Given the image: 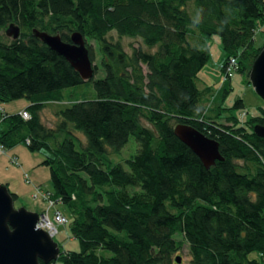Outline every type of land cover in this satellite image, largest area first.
I'll return each instance as SVG.
<instances>
[{"label": "trees", "instance_id": "trees-1", "mask_svg": "<svg viewBox=\"0 0 264 264\" xmlns=\"http://www.w3.org/2000/svg\"><path fill=\"white\" fill-rule=\"evenodd\" d=\"M11 24L17 40L5 34ZM263 29L264 0H0V101L29 102L17 114L0 110V147L47 152L50 198L68 207L79 244L60 247L53 264H176L186 245L189 264H264V138L254 133L264 107L244 121L223 116L245 110L241 99L228 109L215 104L231 78L218 98L198 86L214 37L222 66L236 59L251 85ZM34 30L67 43L83 35L93 62L94 42L104 77L84 82ZM113 33L140 45L128 54ZM90 82L96 98L67 102L64 90ZM52 104L56 128L41 117ZM178 125L215 140L224 160L207 169L175 136ZM131 137L136 154L113 164L108 149L119 153Z\"/></svg>", "mask_w": 264, "mask_h": 264}, {"label": "rangeland", "instance_id": "rangeland-1", "mask_svg": "<svg viewBox=\"0 0 264 264\" xmlns=\"http://www.w3.org/2000/svg\"><path fill=\"white\" fill-rule=\"evenodd\" d=\"M112 35L115 41L121 42L128 54L132 52V47H138L140 45V42L137 40L129 38L120 39L116 33ZM11 39L12 38L8 37V40ZM256 41L257 47L264 45V31H259L257 33ZM92 46L95 52L94 65L98 67L94 80H97L104 77V71L101 68V56L94 42H92ZM209 48L211 59L199 75L201 81L198 86L202 90L211 87L213 94L217 95L218 98L220 97L219 93H221L220 89H222L221 87L225 82V74L222 72L225 53L223 51L221 39L219 37H214L209 42ZM226 88L229 89L227 98L222 102H220V99H217L215 104L228 109L232 107L238 99H241L244 102L245 110L243 112L239 110L225 111L223 116L240 115L241 119L244 121L247 113L248 116L257 115L259 108L264 107V101L256 94L254 88L246 82V78L242 74L237 72L234 73L230 82L226 84ZM64 95L67 102H75L96 98V91L93 82H90L82 86L66 89L64 90ZM211 95L208 96L206 105H210L208 101L212 99ZM28 106L29 102L26 99H19L12 102L0 101V110L10 115L22 112ZM57 106L56 104H52L41 113L44 125L49 128H56L59 122L55 114ZM213 106L214 105L211 107L213 108ZM76 135L85 143V138L81 134L77 133ZM137 149V143L135 139L131 137L127 145L119 153H112L111 150L108 149L110 153L107 152V157L113 164H122L126 166V160L133 157ZM46 154V151L32 153L24 144H19L13 149H0V185L6 186L12 194L18 196L17 200L14 202V207L16 209L25 208L30 212L41 215L47 214L50 221L53 223L55 222L56 213H60L64 216L68 220V223L66 225L56 224L58 234L54 237V240L63 251H78L79 244L70 233L71 214L68 207L59 202H53L50 198V195L54 191L51 171L49 167L42 164ZM52 202L54 203L53 205H51ZM176 256L182 257L181 264H189L188 246L186 245L182 252L177 253L174 257ZM249 258L258 259L259 255L253 253Z\"/></svg>", "mask_w": 264, "mask_h": 264}, {"label": "water", "instance_id": "water-1", "mask_svg": "<svg viewBox=\"0 0 264 264\" xmlns=\"http://www.w3.org/2000/svg\"><path fill=\"white\" fill-rule=\"evenodd\" d=\"M50 50L63 57L79 73L84 82L95 77L94 62L91 60L87 40L83 35L74 33L71 42H64L60 35L33 31ZM5 34L17 40L21 30L11 24ZM251 86L264 101V47L254 61L249 73ZM254 133L264 138V126L256 125ZM175 136L184 143L209 169L217 161H223L219 144L196 129L187 125H178ZM14 198L8 188L0 185V264H53L57 262L61 248L45 230L37 228L44 214L30 212L25 208L16 209ZM177 264L182 257L175 258Z\"/></svg>", "mask_w": 264, "mask_h": 264}, {"label": "built area", "instance_id": "built-area-1", "mask_svg": "<svg viewBox=\"0 0 264 264\" xmlns=\"http://www.w3.org/2000/svg\"><path fill=\"white\" fill-rule=\"evenodd\" d=\"M222 69L224 70L225 79L232 78L234 73L238 70V62L236 59L232 58L226 66H222ZM23 118L29 119L30 116L28 113L23 112L22 113ZM29 144V142H27ZM0 149L4 150L0 147ZM54 202V201H53ZM51 203L53 205L54 203ZM45 218L40 219L37 228L47 231L53 238L58 234V229L56 224L58 225H66L68 223V220L62 216L60 213H56L55 215V222H51L48 215L44 214Z\"/></svg>", "mask_w": 264, "mask_h": 264}]
</instances>
